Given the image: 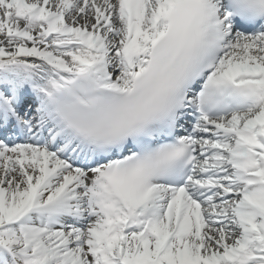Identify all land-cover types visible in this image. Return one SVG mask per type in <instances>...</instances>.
I'll use <instances>...</instances> for the list:
<instances>
[{
    "label": "snow or ice",
    "instance_id": "obj_1",
    "mask_svg": "<svg viewBox=\"0 0 264 264\" xmlns=\"http://www.w3.org/2000/svg\"><path fill=\"white\" fill-rule=\"evenodd\" d=\"M0 264H264V0H0Z\"/></svg>",
    "mask_w": 264,
    "mask_h": 264
}]
</instances>
